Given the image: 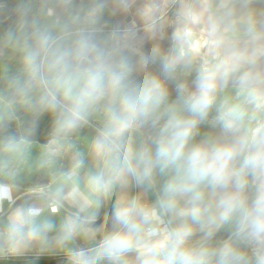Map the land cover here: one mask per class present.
Instances as JSON below:
<instances>
[{
  "label": "clouds",
  "instance_id": "9594fccd",
  "mask_svg": "<svg viewBox=\"0 0 264 264\" xmlns=\"http://www.w3.org/2000/svg\"><path fill=\"white\" fill-rule=\"evenodd\" d=\"M0 264H264V0H0Z\"/></svg>",
  "mask_w": 264,
  "mask_h": 264
}]
</instances>
